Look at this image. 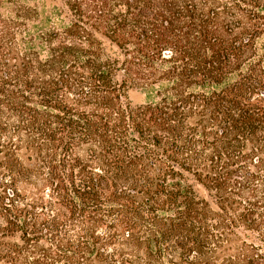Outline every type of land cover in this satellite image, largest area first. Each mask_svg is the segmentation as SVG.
<instances>
[{
  "label": "trees",
  "instance_id": "trees-1",
  "mask_svg": "<svg viewBox=\"0 0 264 264\" xmlns=\"http://www.w3.org/2000/svg\"><path fill=\"white\" fill-rule=\"evenodd\" d=\"M0 264H264V0H0Z\"/></svg>",
  "mask_w": 264,
  "mask_h": 264
},
{
  "label": "rangeland",
  "instance_id": "rangeland-1",
  "mask_svg": "<svg viewBox=\"0 0 264 264\" xmlns=\"http://www.w3.org/2000/svg\"><path fill=\"white\" fill-rule=\"evenodd\" d=\"M128 98L133 103H141L144 100V93L142 90L133 88L128 91Z\"/></svg>",
  "mask_w": 264,
  "mask_h": 264
}]
</instances>
